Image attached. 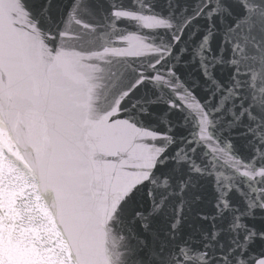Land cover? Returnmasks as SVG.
<instances>
[{"label": "snow or ice", "instance_id": "obj_1", "mask_svg": "<svg viewBox=\"0 0 264 264\" xmlns=\"http://www.w3.org/2000/svg\"><path fill=\"white\" fill-rule=\"evenodd\" d=\"M0 264H264V0H0Z\"/></svg>", "mask_w": 264, "mask_h": 264}]
</instances>
